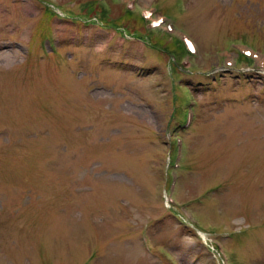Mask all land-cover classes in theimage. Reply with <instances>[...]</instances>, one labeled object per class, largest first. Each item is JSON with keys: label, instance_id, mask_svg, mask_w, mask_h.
I'll return each instance as SVG.
<instances>
[{"label": "rangeland", "instance_id": "374dc122", "mask_svg": "<svg viewBox=\"0 0 264 264\" xmlns=\"http://www.w3.org/2000/svg\"><path fill=\"white\" fill-rule=\"evenodd\" d=\"M237 46L264 54V0H0V264H264V71Z\"/></svg>", "mask_w": 264, "mask_h": 264}]
</instances>
